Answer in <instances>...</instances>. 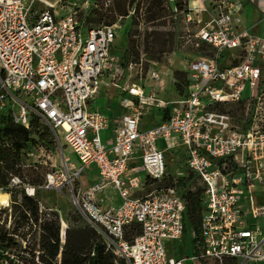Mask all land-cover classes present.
Returning <instances> with one entry per match:
<instances>
[{"label":"built area","instance_id":"2783aa9c","mask_svg":"<svg viewBox=\"0 0 264 264\" xmlns=\"http://www.w3.org/2000/svg\"><path fill=\"white\" fill-rule=\"evenodd\" d=\"M247 1L184 0V29L195 24V45H209L212 53L190 59L182 70L184 93L176 91L172 100L161 95L166 87L159 70L142 58L126 62L114 53L116 24L89 26L78 10L59 9L66 0H0V115L10 114L27 128L37 117L51 129L62 155L59 165L51 162V151L39 147L26 153L25 166L46 165L39 188L66 189L107 250L128 264L264 261V233L249 221L264 216V35L241 25ZM90 7L83 0L77 9ZM104 87L120 89L122 116L92 107ZM153 107L163 110L164 119L142 129ZM108 129L112 137L106 142L102 132ZM65 146L82 167L68 161ZM173 153L202 188L201 223L189 231L192 256H174L167 246L188 232L183 189L148 191L149 180L168 175ZM92 165L99 178L85 186L82 173ZM184 175L179 171L175 182ZM21 182L12 176L8 187ZM24 188L36 194L35 186ZM110 188L121 198L117 206L107 204ZM0 191L10 199V192ZM135 223L141 231L129 239L127 230ZM66 227L62 220L63 236Z\"/></svg>","mask_w":264,"mask_h":264},{"label":"trees","instance_id":"16d2710c","mask_svg":"<svg viewBox=\"0 0 264 264\" xmlns=\"http://www.w3.org/2000/svg\"><path fill=\"white\" fill-rule=\"evenodd\" d=\"M120 1L117 0L115 3L117 11L120 15H128L127 5ZM162 2L163 0L149 2L147 12L151 15L148 16L147 21L160 16V12L154 11V4L160 5ZM133 3L134 0L131 4ZM175 5L176 9L184 10V0H175ZM136 7L137 10L140 9L138 4ZM95 11L98 13L97 17L88 16L85 20L82 19L87 25H111L115 23V17L106 19L102 8ZM134 23H139L137 17L134 19ZM171 37L173 36L171 35ZM171 37L173 44V38ZM129 41L128 48L122 57L126 62L139 61L141 59L140 48L132 34L129 36ZM168 44L169 40L156 41L151 49L150 47L146 49L147 60L159 61L166 53ZM199 49L205 54H211L210 50H212L209 45L204 43L200 45ZM174 78L176 91L183 94L187 85V73L176 70ZM31 122V126L27 128L15 123L10 114L2 113L0 115V188H4L5 192H10L11 196L15 197L14 204L17 214L15 226L12 230L9 231L4 227L0 228V256L2 257V252L5 251L19 250L20 253L22 243L16 239V236L25 239L27 235H32V242L24 250L30 251L31 261L28 262L26 258L19 256L20 261L17 264H128L124 259L118 258L114 253L107 250L102 236L84 219V225H67L63 236L62 219L59 212L55 209L43 210L41 208L37 192L39 186L44 182L47 168L39 164L26 167V153L39 147H45L54 153L57 149V143L51 129L46 124L42 123L37 117H32ZM28 170L37 173L38 185L34 184V180L27 177L26 171ZM40 170L43 172L39 177L38 171ZM188 171V175L180 177L178 182H174L169 172L159 184L164 183V185L158 188L178 185L183 189L182 195L187 200L186 224H189L191 229L198 230L203 211L202 188L194 185L197 182V177L193 172ZM12 176H18L22 182L19 186L9 188L8 185ZM24 184L35 186L37 188L36 194L34 196L28 195ZM154 184H158V181L149 180L150 186ZM22 229H26V231L23 232ZM140 231L141 226L139 224H132L127 230V237L131 239L134 234Z\"/></svg>","mask_w":264,"mask_h":264},{"label":"rangeland","instance_id":"374dc122","mask_svg":"<svg viewBox=\"0 0 264 264\" xmlns=\"http://www.w3.org/2000/svg\"><path fill=\"white\" fill-rule=\"evenodd\" d=\"M91 7L90 9H77L78 5H80L83 0H66V3L59 9H62L63 13L78 10V17L80 19L85 20L86 17H97L98 13L95 11L96 9L102 10L105 13L106 19L115 17L116 24V38L113 44L114 53L118 56H123L124 52L128 48L129 45V36L132 34L133 38L136 40L137 45L140 48L141 58L148 63V65H152L155 69L159 70L164 80V84L166 87V92L163 96L169 95L173 99H177L178 95L174 91V78L173 73L176 70H185L188 68L190 59H194L197 55H205L204 52H201L199 47L195 45L196 38L195 33L197 32V27L195 24L190 23L188 25V30L184 28L187 27V23L185 20L184 12L176 9L175 2L172 0H163L160 5L154 4V11L160 12V16L154 20L147 21L149 15L147 12V7L150 1L153 0H134V3L131 4L133 0H121L127 5L129 12L128 15H120L115 7V3L117 0H112L107 4V0H90ZM137 4L140 5V9L137 10ZM195 5H199V2H193ZM97 5V7H95ZM137 17L138 24L134 23V19ZM92 25V24H91ZM252 33V32H251ZM171 35L173 37H171ZM171 38H173V44L171 42ZM159 40H169V44L166 47V53L160 58L159 61H149L146 55V49L150 47V49L155 45L156 41ZM172 44V45H171ZM212 53V50H210ZM210 55V54H209ZM223 64L226 62L223 61ZM149 81H140L139 83H143L147 85ZM153 83V82H151ZM120 89L113 88L112 100L114 106L116 107L121 103V96L119 94ZM108 96L104 94L99 97L96 101V105L102 108V111L107 112L110 105H107ZM111 109V107H110ZM43 128V127H42ZM45 130V129H44ZM64 144V142H63ZM40 154V152H38ZM177 154V153H176ZM169 154V172L170 176L173 177L174 182L176 181L177 173L181 170H184L186 176L189 171L186 170L185 165L182 164V160H179L178 154ZM180 154V153H179ZM65 155L68 161L74 162L75 165L80 168L82 167V163L78 159L77 155L70 149V147L65 146ZM62 157L60 150L57 148L54 153L51 152V162L59 165L60 158ZM42 160H48L47 156H42ZM50 161V160H48ZM47 167L46 165H43ZM94 167V166H92ZM39 177L41 172L38 171ZM145 174V173H143ZM26 175L30 180H34L36 185H38L37 173H32L31 170L26 171ZM93 175L92 171L89 169H85L82 173V178L86 181V178H91ZM154 184L149 187L148 191H151L161 185ZM195 186L198 183H194ZM194 188V186H193ZM37 198L40 201L41 208L43 210L46 209H55L59 212L61 219L65 222L66 225H84V220L82 216L76 212L73 204L70 201L69 194L66 189L62 192L58 190H47L38 188ZM14 196H11L9 199L10 205L8 207L0 206V228L4 227L9 231L13 229L15 226V220L17 218V214L15 212V204H14ZM20 200L19 198L17 199ZM254 200L260 202L262 199L260 196H254ZM11 211H8V210ZM7 214H6V213ZM9 214H12V217L9 218ZM254 226H260L262 228V232L264 233V216L259 218H251L249 220ZM188 225V232H185L183 238L181 240H167L168 251L171 252L174 256H192L194 254V248L192 245L191 234L189 233L190 225ZM23 232L26 229H22ZM16 239L22 243V249L19 253V250H15L10 255L0 256V264H17L20 261L19 256H23L31 261V253L30 251H24L26 247L30 245L32 242V235H27L25 239H21V237L16 236ZM175 248V249H174ZM23 250V251H22ZM190 263V262H189ZM260 264H264L260 262Z\"/></svg>","mask_w":264,"mask_h":264},{"label":"crops","instance_id":"0c3cea01","mask_svg":"<svg viewBox=\"0 0 264 264\" xmlns=\"http://www.w3.org/2000/svg\"><path fill=\"white\" fill-rule=\"evenodd\" d=\"M172 1H174V0H172ZM241 25L245 28H248L249 31L252 33L264 35V0H248L245 3L244 8H243L242 13H241ZM173 75H174V73H173ZM147 90H150V86H147ZM174 91L176 92V90H174ZM160 92H161V95H163L166 92V89H165V91H160ZM112 93H113V88L104 87L102 94L99 96V97H101L104 94H106L109 97L107 105H110L111 109H110V107L108 109H105V110H107V112L102 111V108H100L98 105H96V101L99 97L93 102L92 107L95 109L101 110L103 113H105L109 116L120 117L125 113V109L121 106V103L118 104L116 107L114 106L112 100H110V98L112 97ZM119 94L122 97L121 92H119ZM176 94H177V92H176ZM165 98L172 99V100L176 99V98L175 99L171 98L169 95L165 96ZM163 119H164L163 110L158 109L156 107H153L147 112V114L142 119L141 127H142V129H148L152 125H154V123H158V122L162 121ZM111 137H112V130L111 129L104 130L102 132V138L104 141L108 142ZM139 160H140V155H138L134 159V161H137V162ZM92 166H94V167H92ZM92 166L90 168H88L89 171H92V173H93V175H91V178H86L85 179L86 181H84L83 178L81 179L83 185H85V186H88V185L96 182L99 178V173H98L97 167L95 165H92ZM107 197H108V199H107L108 205L117 206L121 203V198L111 188L108 189V191H107Z\"/></svg>","mask_w":264,"mask_h":264},{"label":"bare ground","instance_id":"6f19581e","mask_svg":"<svg viewBox=\"0 0 264 264\" xmlns=\"http://www.w3.org/2000/svg\"><path fill=\"white\" fill-rule=\"evenodd\" d=\"M9 196L8 194L0 191V206L9 204Z\"/></svg>","mask_w":264,"mask_h":264}]
</instances>
